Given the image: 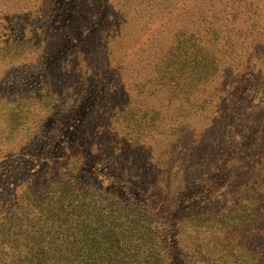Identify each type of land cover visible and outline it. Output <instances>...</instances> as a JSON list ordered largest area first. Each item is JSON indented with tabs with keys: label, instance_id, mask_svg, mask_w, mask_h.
Segmentation results:
<instances>
[{
	"label": "trees",
	"instance_id": "1",
	"mask_svg": "<svg viewBox=\"0 0 264 264\" xmlns=\"http://www.w3.org/2000/svg\"><path fill=\"white\" fill-rule=\"evenodd\" d=\"M38 2L0 38V264H264V0Z\"/></svg>",
	"mask_w": 264,
	"mask_h": 264
},
{
	"label": "rangeland",
	"instance_id": "2",
	"mask_svg": "<svg viewBox=\"0 0 264 264\" xmlns=\"http://www.w3.org/2000/svg\"><path fill=\"white\" fill-rule=\"evenodd\" d=\"M183 1L185 5V9L179 10L176 12H173L174 19L172 21L171 27H177L178 25H184L187 21L192 19L191 12L194 11L195 6L198 4L197 0H181ZM44 9L43 5H39L38 0H0V38H5L6 34L9 35L11 31L7 28H11V24H14L19 21L25 20L26 23L29 22V18L25 15L28 12L32 11L34 12L35 10L38 11L35 21L37 26H40L43 23H47L49 21V18H47V14L43 15L41 11ZM60 9H57L56 12H59ZM51 23V22H50ZM48 22V24H50ZM25 23H23L22 27L24 26ZM159 26H152L150 31H155L158 30ZM149 31V32H150ZM157 32V31H156ZM12 34V33H11ZM31 34L30 29H25L23 32V36H29ZM164 34L163 36H165ZM162 36V37H163ZM146 40V33L144 36H142V40H139L137 43L135 49L138 50V48L143 47V43ZM158 40V39H157ZM136 58V57H135ZM135 59H130L127 64H130L134 62ZM1 64H3L0 61V72H6L5 68L1 67ZM4 65V64H3ZM140 64H138V68ZM10 72V69H8ZM35 169H32L33 171L38 169V166L35 165ZM32 172V171H31ZM95 174L99 176V180L102 182H107L106 178V173L103 170H95ZM9 189L13 188L11 184L8 186Z\"/></svg>",
	"mask_w": 264,
	"mask_h": 264
}]
</instances>
